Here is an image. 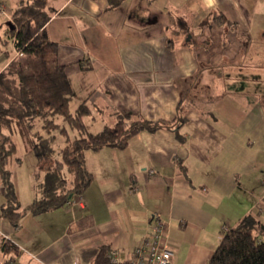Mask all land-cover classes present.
I'll return each mask as SVG.
<instances>
[{"label": "crops", "instance_id": "crops-1", "mask_svg": "<svg viewBox=\"0 0 264 264\" xmlns=\"http://www.w3.org/2000/svg\"><path fill=\"white\" fill-rule=\"evenodd\" d=\"M19 1L0 0V72L16 55L8 22ZM48 4L45 27L59 43L75 107L87 100L113 123L112 109L172 120L182 104L187 120L177 131L142 129L125 147L88 149L93 180L82 195L28 212L16 226L1 212L0 177V264H96L102 248L126 261L155 217L168 223L171 264H207L224 226L247 214L264 222V0ZM215 10L233 25L215 23ZM15 140L21 160L10 168L27 206L43 175ZM84 217L91 222L80 227ZM5 238L17 250L5 252Z\"/></svg>", "mask_w": 264, "mask_h": 264}, {"label": "trees", "instance_id": "trees-1", "mask_svg": "<svg viewBox=\"0 0 264 264\" xmlns=\"http://www.w3.org/2000/svg\"><path fill=\"white\" fill-rule=\"evenodd\" d=\"M122 1L109 3L115 7ZM51 16L48 0H20L8 22V33L19 54L0 72V177L5 196L1 212L15 226L28 212L53 210L82 195L93 180L85 160L88 149L125 147L129 138L142 129L155 131L166 126L177 131L187 120V111L180 102L172 120H147L112 109L113 123H105L98 131L88 130L86 117L93 115V106L84 100L73 107L75 89L66 64L59 59V43L45 27ZM211 18L217 24L233 25L216 10ZM71 130L77 132L74 138ZM58 134L65 136L62 145L56 143ZM16 137L37 157L35 176L43 175L40 194L27 206L19 200L10 168L18 151ZM90 222L87 217L81 218L79 226ZM17 248L14 242L4 239L5 252ZM107 252L106 248L100 250L96 264H110ZM207 264H264V222L247 214L232 228L227 227Z\"/></svg>", "mask_w": 264, "mask_h": 264}, {"label": "built area", "instance_id": "built-area-1", "mask_svg": "<svg viewBox=\"0 0 264 264\" xmlns=\"http://www.w3.org/2000/svg\"><path fill=\"white\" fill-rule=\"evenodd\" d=\"M19 51L16 50V55ZM154 171V170H151ZM75 199L68 201L74 202ZM168 223L156 218L153 220L150 231L134 248V254L126 261L120 259L118 251L110 250V264H171L174 251L169 244L167 233ZM227 226H224V230Z\"/></svg>", "mask_w": 264, "mask_h": 264}, {"label": "rangeland", "instance_id": "rangeland-1", "mask_svg": "<svg viewBox=\"0 0 264 264\" xmlns=\"http://www.w3.org/2000/svg\"><path fill=\"white\" fill-rule=\"evenodd\" d=\"M73 107H75V105H73ZM86 121L87 129L90 131H98L104 126L105 123H110V120L107 115H101V113H95V115L87 116ZM76 135V130H71V136L74 138ZM56 143L58 145L64 144L65 136H63L62 134H58V139ZM13 161H16V157H13L10 163H12Z\"/></svg>", "mask_w": 264, "mask_h": 264}]
</instances>
